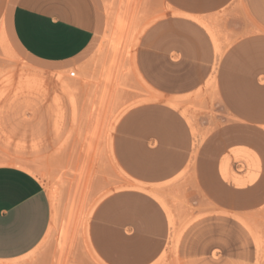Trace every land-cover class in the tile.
I'll return each instance as SVG.
<instances>
[{"label": "rangeland", "instance_id": "374dc122", "mask_svg": "<svg viewBox=\"0 0 264 264\" xmlns=\"http://www.w3.org/2000/svg\"><path fill=\"white\" fill-rule=\"evenodd\" d=\"M105 1V26L94 49L78 66L55 74L58 88L50 89L47 74L17 54L0 25V164L29 168L51 209L45 237L18 264H264L261 155L259 180L244 203L210 193L199 172L205 165L225 190L241 191L220 181L218 164L230 156L232 172L243 176L248 162L231 149L264 152V128L259 133L234 119L213 78L205 89L173 98L174 109L168 100L160 104L153 84L189 91L170 86L194 84L200 68L171 66L163 48L154 51L153 41L143 39L165 9L145 7L149 0ZM221 15L231 19L232 7ZM202 27L216 54L217 34H224V50L234 42L227 27ZM158 108L176 115L182 138L176 130L154 133ZM132 113L138 122L122 129ZM184 159L170 183H138L122 169L155 181ZM131 185L157 192L173 225L159 204Z\"/></svg>", "mask_w": 264, "mask_h": 264}, {"label": "crops", "instance_id": "0c3cea01", "mask_svg": "<svg viewBox=\"0 0 264 264\" xmlns=\"http://www.w3.org/2000/svg\"><path fill=\"white\" fill-rule=\"evenodd\" d=\"M145 7L166 11L164 18L156 21L143 39L153 41L154 51L159 46L163 48L171 66L190 63L200 68L194 84L170 86L189 91L166 92V86L153 84L160 94L159 103L168 100L167 105L174 109L173 98L205 89L213 78L220 100L232 117L261 133L264 128V0H149ZM230 7L232 18L223 17L222 11ZM238 8H243V15L238 16ZM104 9V0H0V25L17 54L41 68L53 89L58 88L59 76L55 74L78 66L94 49L105 26ZM206 24H215L223 31L227 27L234 36V42L224 50V34H217L221 55L216 54L209 34L202 27ZM157 113L155 134L165 129L171 135L176 130L183 137L182 126L174 129L177 117L172 111L158 108ZM134 115L123 119L122 129L138 122ZM231 151L234 158L247 160L248 171L243 176L233 173L230 156H226L219 162L217 172L222 183L241 191L225 190L205 165L199 172L210 193L222 196L229 203H244L248 201L250 188L259 180L261 161L257 154L264 163V152L245 147ZM185 162L184 159L180 167L172 173L165 171L155 181L141 177L124 164L122 169L138 183L161 184L172 182ZM134 186L131 190L147 195L168 214L153 191L143 185ZM260 190H264V182ZM50 216V201L38 180L16 166H0V264H18L33 252L46 235Z\"/></svg>", "mask_w": 264, "mask_h": 264}, {"label": "bare ground", "instance_id": "6f19581e", "mask_svg": "<svg viewBox=\"0 0 264 264\" xmlns=\"http://www.w3.org/2000/svg\"><path fill=\"white\" fill-rule=\"evenodd\" d=\"M105 1V0H104ZM106 2L107 1H105V4H106ZM108 20V19H107ZM114 22H116V21H114ZM114 27V26H113ZM108 31V30H107ZM140 31V30H139ZM110 33V32H109ZM119 34V33H118ZM107 35H108V33H107ZM106 35V36H107ZM136 35V34H135ZM105 36V37H106ZM111 37V36H110ZM131 45V44H130ZM127 49V48H126ZM130 51V50H129ZM128 51V52H129ZM217 51H218V53L221 55V51H220V49L217 47ZM130 57V56H129ZM130 59V58H129ZM130 62V61H129ZM132 65H133V63H132ZM133 68V67H132ZM136 73V72H135ZM143 85V84H142ZM71 92V91H70ZM148 101H152V100H145V102H148ZM171 104H173V105H175V101H172L171 102ZM194 127H195V125H194ZM200 134V133H199ZM199 134H198V136H199ZM197 136V135H196ZM201 139V138H200ZM109 150V149H108ZM0 165H12V166H16V167H18V168H21V169H24V171H26V172H28L29 174H31V170L29 169V168H27V167H25V166H23L22 164H19V163H1ZM114 167V166H113ZM32 175V174H31ZM33 176V175H32ZM34 177H36V176H34ZM131 187H135L136 188V186H134V185H131L130 186V188ZM128 188V187H127ZM49 190V189H48ZM152 193H154L155 195H157L158 197H160V195L157 193V192H152ZM54 194V193H53ZM55 207V206H54ZM54 214V213H53ZM168 216H169V220H170V225H173V222H172V220L170 219V215H169V211H168ZM53 217H55V214H54V216ZM89 221V220H88ZM176 226V225H175ZM86 241H87V239H86ZM88 243V242H87ZM88 246V245H87ZM91 252V251H90Z\"/></svg>", "mask_w": 264, "mask_h": 264}, {"label": "built area", "instance_id": "2783aa9c", "mask_svg": "<svg viewBox=\"0 0 264 264\" xmlns=\"http://www.w3.org/2000/svg\"><path fill=\"white\" fill-rule=\"evenodd\" d=\"M69 77H70V78H74V77H75V73H74V72L70 73V74H69Z\"/></svg>", "mask_w": 264, "mask_h": 264}]
</instances>
